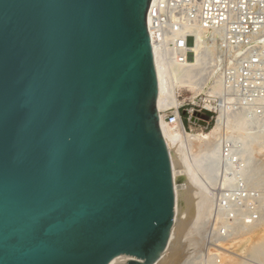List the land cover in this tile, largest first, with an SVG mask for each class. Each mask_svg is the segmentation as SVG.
<instances>
[{"label":"water","instance_id":"obj_1","mask_svg":"<svg viewBox=\"0 0 264 264\" xmlns=\"http://www.w3.org/2000/svg\"><path fill=\"white\" fill-rule=\"evenodd\" d=\"M152 0H0V264H155L175 215Z\"/></svg>","mask_w":264,"mask_h":264},{"label":"bare ground","instance_id":"obj_2","mask_svg":"<svg viewBox=\"0 0 264 264\" xmlns=\"http://www.w3.org/2000/svg\"><path fill=\"white\" fill-rule=\"evenodd\" d=\"M199 32L200 43L195 47L188 45L194 54H191L183 65L176 64L168 67L159 59L156 48L153 50L159 85L157 109L160 128L169 151L175 188L173 226L168 244L155 264H194L198 260L201 261L202 257L198 255H201L203 247L206 246H202V243L207 241L205 237L208 231L210 233L213 229L212 232L214 231L215 234L223 230L228 231L231 239L240 242L246 239L258 227L257 225H262L264 222V163L261 161V157L264 156V130L261 129V133L254 134L249 128L257 123L259 127L260 121H252L244 111H228L229 108L225 109L226 106L221 107L215 125L207 133L189 132L181 117L175 124H170L166 120L169 110L177 109L185 104L178 99V93L182 89L191 90L193 98L197 100L195 105H198L203 101L201 95L212 97L222 91L220 67L224 69L225 64L227 67L232 66L234 58L225 63L223 59H220L224 65L218 67V64H221L217 58V52L213 53L212 63L207 65L205 53L207 46L204 41L209 33L206 29H200ZM255 44H259L264 49V35ZM226 100L229 104L233 102L231 97ZM205 107L218 110L208 101L205 102ZM254 111L256 110L253 109L252 112ZM231 140L237 148L233 147V154L229 155L224 172L223 143ZM222 176L224 180L219 183H223L222 186L226 190L218 193L212 187L217 185ZM180 177L184 178V183L177 185V179ZM212 189H215L213 191L217 193H212ZM256 191H259L261 195H257V197L260 196L259 199L255 196L256 194L254 195L256 198L253 197ZM253 199L258 200L254 202ZM253 202L254 208H252ZM254 213L259 214V223L256 221L255 224L247 223L246 218L253 216ZM213 250L211 249L210 252H214ZM247 250L255 257L264 258V238L260 237L252 242ZM212 254L209 255L207 263L202 261V264L203 262L240 264L238 260L224 254L221 255L222 260L215 262L218 257L214 258ZM128 259L129 256H126L112 260L109 264H125Z\"/></svg>","mask_w":264,"mask_h":264},{"label":"built area","instance_id":"obj_3","mask_svg":"<svg viewBox=\"0 0 264 264\" xmlns=\"http://www.w3.org/2000/svg\"><path fill=\"white\" fill-rule=\"evenodd\" d=\"M200 29L209 33L204 41L207 65L214 60V52L224 63L232 58L237 62L231 67L224 65L220 93L212 97L205 95L197 105L198 109L184 111L185 105L171 109L166 120L175 124L184 111L189 116L190 125L208 129L204 113L218 116L223 106L217 102L226 96V99H233L232 104L227 102L231 111H244L254 122L264 121V114L259 111L264 106L261 104L264 99L260 101L264 98V49L255 44L264 35V0H152L148 11V31L153 50L156 48L159 59L168 67L183 65L194 54L188 45L195 47L200 43ZM206 101L218 110L206 108ZM255 108L259 109L252 112ZM214 121L216 123V119ZM257 125L249 126L254 134L264 129ZM233 147L237 148L232 140L224 141V172ZM223 190L226 189L222 186Z\"/></svg>","mask_w":264,"mask_h":264},{"label":"rangeland","instance_id":"obj_4","mask_svg":"<svg viewBox=\"0 0 264 264\" xmlns=\"http://www.w3.org/2000/svg\"><path fill=\"white\" fill-rule=\"evenodd\" d=\"M217 58H219V62H220V59H221V57L219 56V54L217 53ZM218 62V63H219ZM235 63H236V61H235V59H233V61H232V63H231V65L232 66H234L235 65ZM220 64L221 65H219L218 64V67H220V66H222L223 67V65H222V63L220 62ZM222 70H223V68H221L220 67V73H222ZM222 86V85H221ZM225 95V94H224ZM202 97H204V95H201V98ZM178 99L181 101V102H185V108H184V111L185 110H191V109H198V107H197V105H195V103H196V99H194L193 98V94H192V92H191V90H189V89H182L179 93H178ZM228 99V98H227ZM226 101V102H225ZM227 102H229V101H227L226 100V96H224V99L223 100H221L220 102H217L218 104H221V106H226V108L225 109H227V108H229V109H227L228 111L230 110V106L229 105H227ZM264 103V101L261 103V104H263ZM224 104V105H223ZM229 106V107H228ZM223 107V108H224ZM257 109H259V108H257ZM256 108H255V110H257ZM184 111H182V118H183V122H184V126L186 127V129L189 131V132H192V133H194V134H200V133H207V132H209V130L215 125V119H216V115H211V114H209V113H204V116L206 115V116H208L209 118H208V120H207V122L209 123V124H206L205 125V127L207 126V128L208 129H204V127H202V126H199V125H193V124H191L190 125V123H189V121H188V119H189V116H188V114H184ZM260 112H261V115L262 114H264V106H263V109L261 108L260 110H259ZM235 112H237V111H235ZM242 112V111H241ZM238 113H239V111H238ZM260 124L263 126V128H264V121H261L260 122ZM259 126L260 128L262 127V126ZM264 130V129H263ZM261 161L264 163V156H262L261 157ZM222 178V179H221ZM220 178V180L217 182V185L215 186V187H212V188H215L216 189V191L219 193L220 191H221V189H222V185H223V183L221 184V183H219L221 180H224L223 179V176ZM179 180V181H178ZM221 182H223V181H221ZM184 183V178H178L177 179V185H181V184H183ZM221 184V185H220ZM218 185H220V186H218ZM217 187V188H216ZM219 187H220V189H219ZM215 189H212L211 191H212V193H217L216 191L214 192L213 190H215ZM256 194V195H255ZM257 197V195H260V193H259V191H256L255 193H253V197H254V199L256 198L255 196ZM261 196V195H260ZM260 196H258V197H260ZM257 197V198H258ZM254 199H253V201H254ZM259 199V198H258ZM258 199H256V200H258ZM255 200V201H256ZM254 201V202H255ZM225 202V201H224ZM223 202V203H224ZM254 202L252 203V205L254 204ZM252 205H249L250 207H252ZM181 207V206H180ZM252 208H254V205H253V207ZM258 215L259 214H257V213H254L253 214V216H248L247 218H246V222L247 223H252V224H255V221L256 222H258L259 223V219H258ZM258 227H256L253 231H252V233L248 236V237H246V239H243L242 241H234L233 239H231L232 237H231V235H230V233L228 232V231H225L224 232V230L223 231H219L218 233L216 232V234L215 233H213L212 232V230H211V232L209 233V231L207 232L208 234L206 235V239L205 240H207L205 243H202V246L204 245H206L205 246V248L203 247V249H202V252H204L205 254H203L202 252H201V255H198V256H201L202 258H200L201 259V261L200 260H198L196 263H194V264H202V261H205L206 263H207V261H208V257H209V255H211L212 253H215L213 256H214V258H216V257H218V258H216L215 259V262L217 261V262H219V259L220 260H222L221 259V255L223 256V254L225 255V256H230L231 258H233V259H235V260H238L239 262H240V264H242L243 262H245V263H243V264H264V258H261V257H255V256H253V255H251V254H249L248 253V250L247 249H249V246L250 245H252V242H255L256 240H258L260 237H263L264 238V222L262 223V225H257ZM260 227V228H259ZM228 232V233H227ZM223 233V234H222ZM262 233V234H261ZM212 234V235H211ZM214 234V235H213ZM218 234H219V239H218ZM210 237H209V236ZM261 235V236H260ZM223 236H224V238H223ZM250 236H252V237H250ZM260 236V237H259ZM228 237V238H227ZM250 237V238H249ZM259 237V238H258ZM216 239V241H215V239ZM252 238V239H251ZM256 238H258V239H256ZM210 239V240H209ZM221 239V240H220ZM224 239V240H223ZM204 240V241H205ZM245 240V241H244ZM203 241V242H204ZM209 242V243H208ZM246 242V243H245ZM240 244V245H239ZM243 244V245H242ZM207 247V248H206ZM245 247V248H244ZM238 248V249H237ZM247 248V249H246ZM211 249L213 250V249H215V250H213L214 252H210L211 251ZM237 250V251H236ZM220 253V254H219ZM222 253V254H221ZM248 253V254H247ZM204 256H203V255ZM220 255V257H219V255ZM215 255H217V256H215ZM245 256H247V257H245ZM248 256H249V258H248ZM252 258H251V257ZM245 257V258H244ZM241 260V261H240ZM251 260V261H250ZM205 262H203V264H206ZM221 262V261H220Z\"/></svg>","mask_w":264,"mask_h":264},{"label":"flooded vegetation","instance_id":"obj_5","mask_svg":"<svg viewBox=\"0 0 264 264\" xmlns=\"http://www.w3.org/2000/svg\"><path fill=\"white\" fill-rule=\"evenodd\" d=\"M208 118H209V117H208V116H206V115L203 117V119H204L205 121H207V120H208Z\"/></svg>","mask_w":264,"mask_h":264},{"label":"trees","instance_id":"obj_6","mask_svg":"<svg viewBox=\"0 0 264 264\" xmlns=\"http://www.w3.org/2000/svg\"><path fill=\"white\" fill-rule=\"evenodd\" d=\"M181 100V99H180ZM182 101V100H181Z\"/></svg>","mask_w":264,"mask_h":264}]
</instances>
